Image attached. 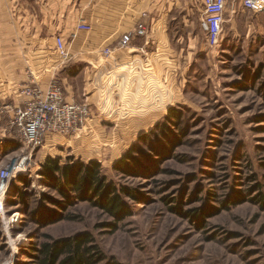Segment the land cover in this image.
<instances>
[{
	"label": "rangeland",
	"instance_id": "rangeland-1",
	"mask_svg": "<svg viewBox=\"0 0 264 264\" xmlns=\"http://www.w3.org/2000/svg\"><path fill=\"white\" fill-rule=\"evenodd\" d=\"M188 5L196 12L191 35L175 42L181 91L148 126L112 109L99 79L98 90L75 97L86 102L99 92L101 110L91 106L87 127L32 150L11 127L7 107L18 103L7 97L11 63H0V264H40L43 245L83 234L97 249L94 264H264V12L229 6L212 47L201 0ZM170 109L178 114L172 121ZM116 114L125 126L115 127ZM131 150L140 161L125 174L118 165ZM48 158L98 162L103 177L137 194L126 201L132 216L116 221L87 201L56 206L65 202L41 174ZM6 169L12 173L3 181Z\"/></svg>",
	"mask_w": 264,
	"mask_h": 264
},
{
	"label": "crops",
	"instance_id": "crops-1",
	"mask_svg": "<svg viewBox=\"0 0 264 264\" xmlns=\"http://www.w3.org/2000/svg\"><path fill=\"white\" fill-rule=\"evenodd\" d=\"M188 1L0 0V63H11L7 97L14 96L19 104L23 86L35 83L47 88L57 79L72 102L87 97L88 88L95 90L100 79L102 88L97 90L103 98L108 93L112 109L133 113L130 122L136 121L137 127L150 125L158 112H167L177 102L174 91L177 98L181 91L175 83L179 63L175 42L181 44L191 35L190 16L196 12ZM82 22L92 30H77ZM140 23L147 25L146 36H134L127 47H121L123 36ZM201 23L206 32L203 18ZM57 36L67 40L68 65L56 63ZM106 49L111 52L108 58L103 56ZM98 95L94 92L86 103L91 99L90 106L100 111ZM111 120L115 127L125 126L119 114Z\"/></svg>",
	"mask_w": 264,
	"mask_h": 264
},
{
	"label": "built area",
	"instance_id": "built-area-1",
	"mask_svg": "<svg viewBox=\"0 0 264 264\" xmlns=\"http://www.w3.org/2000/svg\"><path fill=\"white\" fill-rule=\"evenodd\" d=\"M201 3L207 43L212 47L221 41L229 6L240 3L245 10L255 14L264 12V0H201ZM77 30L90 32L92 27L82 22ZM146 34L147 25L140 23L134 32L123 36L119 44L125 48L134 36L144 37ZM55 46L63 61L61 65H68L70 55L63 37H56ZM110 53L106 49L103 56L108 58ZM19 92L21 102L14 107L8 106L7 110L12 129L32 150L44 148L56 137L69 136L84 129L93 119L91 106L86 102L68 101L63 85L57 79H53L47 88L31 83L23 86ZM25 162L24 158L20 166H24ZM11 173L9 169L4 170L2 180L10 178ZM3 209L4 204L0 201V212Z\"/></svg>",
	"mask_w": 264,
	"mask_h": 264
},
{
	"label": "trees",
	"instance_id": "trees-1",
	"mask_svg": "<svg viewBox=\"0 0 264 264\" xmlns=\"http://www.w3.org/2000/svg\"><path fill=\"white\" fill-rule=\"evenodd\" d=\"M172 118H178L175 109L169 110L167 120L172 121ZM133 150L129 151L118 165L119 170L125 174L131 172L132 166L138 165L140 161L134 157ZM135 152L146 157V154L140 150H135ZM42 167V176L55 183L53 189L62 196L65 202L63 205L57 202L56 206H71L75 201H87L105 210L116 221H123L132 216V211L126 201H137V194L125 187H117L103 177L101 165L98 162L92 161L88 164L81 162L77 165L69 162L61 165L60 159L48 158ZM91 243L93 242L89 235L83 234L73 239L54 242L53 245H43L40 250L43 256L40 264H94L98 253H92L97 249L92 247ZM62 257L65 258L61 260Z\"/></svg>",
	"mask_w": 264,
	"mask_h": 264
},
{
	"label": "bare ground",
	"instance_id": "bare-ground-1",
	"mask_svg": "<svg viewBox=\"0 0 264 264\" xmlns=\"http://www.w3.org/2000/svg\"><path fill=\"white\" fill-rule=\"evenodd\" d=\"M20 167H22V166H20Z\"/></svg>",
	"mask_w": 264,
	"mask_h": 264
}]
</instances>
